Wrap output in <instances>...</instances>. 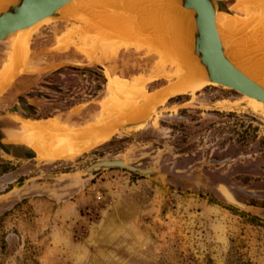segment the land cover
Instances as JSON below:
<instances>
[{
    "label": "rangeland",
    "instance_id": "obj_1",
    "mask_svg": "<svg viewBox=\"0 0 264 264\" xmlns=\"http://www.w3.org/2000/svg\"><path fill=\"white\" fill-rule=\"evenodd\" d=\"M222 8L237 19L256 15L241 0ZM77 25L53 18L30 28L25 61L0 90L4 145L28 149L17 157L0 147V264H264L262 101L205 84L172 94L146 121L109 131L77 156L23 142L35 127L108 123L119 82L152 92L189 77L137 43L90 57L65 38ZM18 31L0 41V71ZM30 94L42 96L28 99L34 110L25 120L17 104ZM112 158L155 172H83ZM217 182L245 208L225 201Z\"/></svg>",
    "mask_w": 264,
    "mask_h": 264
},
{
    "label": "bare ground",
    "instance_id": "obj_2",
    "mask_svg": "<svg viewBox=\"0 0 264 264\" xmlns=\"http://www.w3.org/2000/svg\"><path fill=\"white\" fill-rule=\"evenodd\" d=\"M12 1L0 0V9ZM76 1L65 3L59 11L61 17L74 20L79 25L70 29L65 38L69 42L76 38L79 46L84 44L82 52L85 51L90 57H94L114 46L137 43L153 49L164 62L173 65L180 72L188 73L189 77L179 83L176 82L177 84L171 85L173 83L171 82L170 87L152 92L142 88L137 91L128 83L119 82V87L115 89L106 110L108 123L89 125L79 130L63 127L44 131L35 127L23 137V142L41 143L56 153L77 156L101 143L109 131L110 133L118 131L121 124L130 126L144 122L145 118L154 114L156 104L163 103L172 94L180 91L195 92L205 84L217 85L207 79L205 69L197 56L191 52L190 35L194 26L192 12L176 0H83V2L79 0L78 3ZM241 1L244 6L256 13L255 17L237 19L225 11H218L215 14L217 30L221 42L227 46L226 53L229 59L255 78L259 84L264 85V0ZM111 7L118 10L119 14H108ZM49 19L50 17H47L40 21L45 23ZM40 21L19 30L13 38L11 53L5 67L0 71V90L24 63L29 39L28 30ZM26 143L22 144L33 148L35 146ZM217 188L227 202L242 205L224 184H219Z\"/></svg>",
    "mask_w": 264,
    "mask_h": 264
},
{
    "label": "water",
    "instance_id": "obj_3",
    "mask_svg": "<svg viewBox=\"0 0 264 264\" xmlns=\"http://www.w3.org/2000/svg\"><path fill=\"white\" fill-rule=\"evenodd\" d=\"M69 1L71 0H13L0 9V41L9 34L26 29L44 18L50 17L49 20L63 18L59 10ZM176 2L192 12L194 26L190 35L191 52L197 56L199 63L205 69L207 79L217 83V85L231 88L242 95L254 97L264 104V85L259 84L255 78L229 59L226 53L227 46L220 40L215 14L218 11H224L222 8L223 1L176 0ZM130 126H135V124ZM130 126L121 124L119 128ZM4 143L5 139L0 135V147L3 148ZM100 168H121L140 175H149L155 172L152 167H138L124 159L117 158L97 160L88 165L83 172L89 175ZM238 206L244 207L243 204H238Z\"/></svg>",
    "mask_w": 264,
    "mask_h": 264
},
{
    "label": "flooded vegetation",
    "instance_id": "obj_4",
    "mask_svg": "<svg viewBox=\"0 0 264 264\" xmlns=\"http://www.w3.org/2000/svg\"><path fill=\"white\" fill-rule=\"evenodd\" d=\"M78 66V65H76ZM37 93V92H36ZM40 97L42 95H38V94H30L26 97V99L20 98L18 99V104H17V108L21 111V113H25L24 115V119L25 120H30V116H28V114H31V111L34 110L33 105L31 103H29L28 99L32 98V97ZM17 122H20L19 119L15 118ZM23 122V121H22ZM24 124V123H23ZM1 149H3L6 153H8L9 155H15L17 157H21L28 149L23 146V145H3V148L1 147ZM17 149H19V151H17ZM40 149V148H39ZM264 170V169H263ZM219 184H224L226 187L229 188L230 192L233 194L234 198L240 203L239 198L237 197L236 193L231 189V187H229V185L223 183V182H217L216 186ZM240 191L247 193V194H254L251 193L249 191H245V190H241ZM220 193V192H219ZM221 195V194H220ZM222 197V195H221ZM223 198V197H222ZM224 199V198H223ZM225 200V199H224ZM226 201V200H225ZM233 204V203H232ZM242 204V203H241Z\"/></svg>",
    "mask_w": 264,
    "mask_h": 264
}]
</instances>
